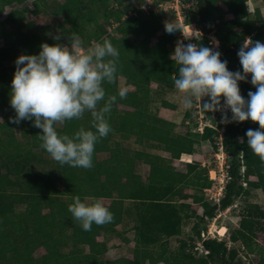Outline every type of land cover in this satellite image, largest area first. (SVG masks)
<instances>
[{"label":"trees","instance_id":"trees-1","mask_svg":"<svg viewBox=\"0 0 264 264\" xmlns=\"http://www.w3.org/2000/svg\"><path fill=\"white\" fill-rule=\"evenodd\" d=\"M35 1V11L39 14L49 5V0ZM193 1L194 9L185 17V23L189 26L196 25L203 35L195 44L198 47H207L208 35L213 34L220 44L218 51L221 53V60H226L228 70L234 72L239 67L237 50L242 46L244 37H252V33L256 32L253 41L263 42L264 20L259 16V11L256 10L251 16L247 11V0ZM126 2L132 7L134 4L141 5L143 0H62L56 3L54 13L60 18L62 35L59 39L44 34L50 26L40 31L36 27L38 30L32 31L28 39L15 37L12 33L5 32V22L0 21V41L8 43L23 55H38L43 43L56 45L65 39L69 45L70 41L66 37L71 33L83 37V47L92 39L97 43L109 40L123 55L124 61L118 62L115 81L104 84L106 94H117L120 78L126 85L134 88L133 91H127L125 99L117 96L116 103L106 116L112 131L96 143L92 168H73L58 163L51 174L40 177L34 174L31 168H26L29 160L22 158L23 154L31 157L30 150H23L22 154L14 151L6 156V164L0 166L8 169L7 173L0 170V264H13V257H18L20 264H236L237 253L234 249L228 250L226 244L221 241H202V246L208 254L197 259L187 252L185 242L179 241V247L173 252L168 248V239L181 234L183 219L192 217L189 216L190 212L185 213L188 212L189 206L173 200L183 196V190L204 189L207 181L199 177L204 169L198 168L197 164H187L186 174L175 172L171 165L173 159L193 153L194 145L199 142L194 138L196 136L174 134V123L148 111L152 102V91L148 84L154 83L159 89L174 88L171 74L178 73V66L174 60L163 56L173 55L176 34H168L165 31V23L168 21L161 18L160 12H150L146 16L137 11L136 17L129 16L124 19L128 11L123 8ZM209 2L223 3L227 9L236 6L231 11L233 19L224 22L223 12H217ZM8 3L10 0H0V11ZM17 15L23 18L20 11H17ZM12 16L9 20L13 19ZM257 22L260 23L258 28ZM65 24L67 26H64ZM90 25L92 31L84 35V30ZM112 25V32L116 36L107 32V26ZM159 32L165 36V40L153 42L152 39ZM8 56L6 50H0V65ZM9 75L7 73L0 76V94L11 92L12 77ZM239 87L245 99H248L249 91H256L251 79L239 82ZM0 102L4 103L3 100ZM118 106H124L127 110L120 112ZM200 111L205 122H209V125L202 127L200 139L209 140L215 135L216 128H219L221 145L229 161L227 180L218 202L209 204L198 196L194 197L195 203L202 208V216L197 218L191 228L196 243L201 241L199 223L203 219H213L216 213L227 210L234 204L235 198L245 192L242 168H245L250 176L257 178L256 182L247 184L260 189L264 195V164L248 148L246 136L247 130H258L259 125L251 120L223 123L224 113ZM225 112L231 120V111L227 109ZM190 113L191 110H186L184 118L188 119ZM11 115V111L4 114L5 121L0 122V128L12 124ZM91 121L90 113L86 112L82 119L66 121L61 127H56V130L59 135L69 137L80 128L95 131L91 127ZM19 124L23 127L21 135L28 136L32 148L39 149L51 157L40 147L38 135L42 134V130L34 127L33 121L30 120H22ZM116 135H119V140L134 138L135 145L141 149H136L129 155L128 149L121 148L120 145L111 147L109 144L114 142V139L117 141ZM150 147L168 153L170 158L146 151V148ZM105 152L109 153L108 158L98 160L96 155ZM140 163L165 169L167 179H147L144 183L136 173V167ZM55 181L62 190L57 188ZM14 187L16 191L13 190ZM107 194L116 196L107 206L113 213L115 222L120 221L119 216L126 201L132 204L136 214V246L133 256L123 258L119 262L102 259L111 248L108 247L111 237L98 243L93 236L96 232L102 235L110 232V227L106 224H93L91 231H84L68 211V205L73 202L75 196H79L82 202L85 198L92 202V198H105ZM60 195L68 197L67 203L59 200ZM18 207H22V211L17 212ZM44 209L48 210L46 220L41 218ZM250 223L246 218L241 220V229L230 238L231 243L239 242L247 249L256 247L253 243V226ZM59 227L61 230L58 231ZM190 247L191 250L195 248L194 245ZM39 248H43L45 252L39 260H34L33 253ZM61 248H65L67 252H62ZM84 248L86 252L83 251Z\"/></svg>","mask_w":264,"mask_h":264},{"label":"clouds","instance_id":"clouds-1","mask_svg":"<svg viewBox=\"0 0 264 264\" xmlns=\"http://www.w3.org/2000/svg\"><path fill=\"white\" fill-rule=\"evenodd\" d=\"M165 31H180L186 40L198 39L201 34L193 28L183 31L170 21L165 23ZM66 39L70 41L67 46L43 43L38 55L16 59L10 93V106L16 115L10 121H33V126L42 130L38 135L40 147L60 165L90 169L96 143L112 131L106 116L117 96L126 98L127 89H119L116 95L106 94L104 84L115 81L119 62V50L109 40L84 49L76 33ZM237 55L242 73L229 71L228 62L222 61L221 53L213 48L177 41L171 58L178 73H172L171 79L185 110L198 104L205 112L224 113L223 123L251 120L258 124V130H247V145L264 164V43L247 38ZM248 76L256 91H249L245 99L239 82H247ZM226 109L231 111V120ZM86 112L95 131L80 128L72 137L58 134L55 125L82 119ZM68 211L84 231H91L93 224L102 226L114 220L113 213L96 198L84 203L75 196Z\"/></svg>","mask_w":264,"mask_h":264},{"label":"rangeland","instance_id":"rangeland-1","mask_svg":"<svg viewBox=\"0 0 264 264\" xmlns=\"http://www.w3.org/2000/svg\"><path fill=\"white\" fill-rule=\"evenodd\" d=\"M62 0H49L48 6H46L40 14L35 11L36 8V1L35 0H10L8 5H4L2 10L0 11V21L4 23V30L5 32L12 33V35L21 36L24 39H28L32 31H36V27L39 28L38 31L42 30L46 26H50L51 28L46 31L45 35H50L53 38H61V30H60V18L55 16L54 8L56 3H60ZM211 6L216 8L217 12H223L224 22L232 20L231 11L236 8V6L230 7L227 9V6L223 3H213L209 2ZM247 11L252 16L256 10L259 11V16L262 20H264V0H247ZM131 4L126 2L123 6L124 9L128 10V12L133 11L134 6L131 8ZM193 7L189 9L186 16L193 11ZM135 10V9H134ZM254 10V11H253ZM17 11H20L23 18L21 19L20 16L17 15ZM152 13H159L156 10ZM161 18L165 21H170L175 24H179L178 20H176L174 14L172 12H160ZM13 14V16H12ZM148 14H146L147 16ZM10 16L13 17L12 20H9ZM185 17L182 19L184 20ZM5 20V21H4ZM9 20V21H6ZM102 22L101 20L99 21ZM181 30L185 31V20L182 21ZM32 28H30V24ZM115 25V24H114ZM107 26V32L111 35L116 36L112 29L114 27ZM256 27L260 25V23H256ZM64 26H67L66 24ZM189 26V25H187ZM190 30L199 31L200 29L196 25H190ZM92 26H88L86 30H84L83 34L87 35L90 31H92ZM189 30V31H190ZM201 33V32H200ZM177 41H182L184 44H188L189 42L194 43L203 38L202 33L198 35V39L193 37L191 40H186L180 31L175 32ZM252 37L246 35L244 40L247 38H253L256 36V32L252 33ZM83 38V37H81ZM153 42L156 41H164L165 36L162 33H157L155 37L152 39ZM208 46L213 48L214 50L218 51L220 49V44L213 36V34L208 35ZM176 41V44H177ZM262 43H264V37L262 38ZM218 42V48L216 47V43ZM255 42V41H253ZM97 43L96 40L92 39L90 43L83 47L84 49L91 48ZM59 45L67 46V41L63 39ZM0 50H6L9 53V56L2 62L0 65V76L2 74H11L13 79L14 72L16 70V59L23 55L22 53L18 52L15 48L11 47L8 43L0 41ZM239 49L237 50L238 53ZM165 58L172 59L168 56H163ZM124 61L123 55L119 53V63ZM239 61V57L237 55V62ZM239 67L235 69L236 71H241L242 73V66L239 62ZM10 76V75H9ZM247 79H251V76H248ZM119 89L125 88L127 91H133L134 88L132 86L126 85L123 79H119ZM148 87L152 91L151 98L152 102L148 106V111L155 114L157 117L167 120L169 122L174 123L173 132L176 135H195V139L199 140L198 145H194L192 156H183L181 155L176 161L172 160L176 166V170L184 171L185 165L187 164L186 161L190 160V162L197 164L201 169L204 171L200 172L199 177L204 178L207 183L204 189L199 188L197 190L193 189H186L181 192L183 196H179V198L174 199L173 202H180L181 204L189 206L187 210L189 213L190 219H183L181 223V234L177 238L169 239L168 243L170 246V251H175L179 247V241L185 242L187 244V249L195 259L199 256H203V254H199L198 251L194 249L191 250V245L195 246L196 240L192 236V225L196 222L197 218L202 216V208L198 203H195L194 197L198 196V198H202L203 201L214 204L218 202V200L222 197L223 194V187L227 180V165H228V158L224 153V150L221 145L220 140V133L221 131L219 128H216L215 135L211 137L209 140L204 141L200 139V128L205 125H209V122H205L203 119V114L201 113V108L197 104L191 109L190 117L188 119L184 118L185 109L181 103V98L175 87L173 89H159V87L154 84H148ZM10 93L7 94H0V101H4V103L0 102V122L5 121L4 114L8 111L12 112L11 118H14L16 113L14 109L10 106ZM208 98H205L207 100ZM203 103V102H202ZM120 112H124L127 110L124 106H118ZM208 123V124H207ZM62 124H57L55 127H61ZM216 126L214 125V128ZM21 129L23 127L20 124L12 123L10 126H5L0 128V166L6 164V156L11 155L14 151H18L19 153H23L25 151L30 150L32 152L31 157L25 156L23 154L22 158L29 160V164L26 168L32 170L34 174L40 177H45L48 174H51L55 167L58 165L53 158L47 156L44 152L39 149L32 148L31 142L27 135H21ZM199 137V138H198ZM116 139L119 138V135H116ZM114 142H111L109 145L113 146H121V148L128 149V154L132 155V153L136 149H141L134 143V138L129 137L128 139H123L117 141L114 139ZM146 151L159 154L165 158H170L168 153H164L158 151L152 147L146 148ZM109 153H98L96 155L98 160H104L108 158ZM42 161L44 163H42ZM144 169V175L146 172L149 174H153V171L148 168V166L142 167ZM1 172L7 173L8 169L0 168ZM242 177H243V188L245 190L241 196L236 197L234 200V204L230 206L224 212L216 213L213 219H203L202 222L199 223L200 229V236L204 235L207 239L216 240L218 242H224L227 246V249L235 250L237 253L235 258L236 264H263L264 263V195L262 191L258 188H253L249 186L247 183L249 182H256L257 178L250 176L245 168L241 169ZM58 175V173H56ZM247 184V185H246ZM55 185L59 190H62V187L58 185L57 181H55ZM187 188V187H186ZM16 191V188H13ZM96 196V195H95ZM185 196V197H184ZM67 198L65 195H60L59 200L67 203ZM110 194H107L105 198H99L101 202L105 205L110 201ZM84 203H91V200L85 198L83 200ZM17 212L22 211V207H18L16 209ZM185 213H182L185 214ZM192 213V214H191ZM48 214V210L44 209L41 212V218L46 220ZM195 214V216H193ZM250 220V224L253 226V243L256 246L252 249H247L243 247L239 242L231 243L230 238L238 233V230L241 229L240 222L242 219ZM61 230V227L58 228V231ZM52 231V230H51ZM54 231V229H53ZM116 242V241H115ZM118 242V241H117ZM121 248V249H120ZM133 247H123L122 245H117L115 248H111L110 253H106L103 256V260H111L115 262H119V260L123 259L122 256H128V254H132ZM62 249V248H61ZM86 252V249H83ZM43 248L37 249L33 253L34 260H39V258L44 254ZM62 252H67L65 248L62 249ZM124 253V255L122 254ZM120 257V258H117ZM79 258V257H78ZM13 264H20L21 261L18 257L12 258Z\"/></svg>","mask_w":264,"mask_h":264},{"label":"crops","instance_id":"crops-1","mask_svg":"<svg viewBox=\"0 0 264 264\" xmlns=\"http://www.w3.org/2000/svg\"><path fill=\"white\" fill-rule=\"evenodd\" d=\"M183 156L190 157L192 155L183 154ZM174 160L176 161L177 159H173V161ZM186 163L192 164L190 160H187ZM187 164L185 165L184 171H181V170H176L175 169L176 165L174 163H171L175 172L181 173V174H186L187 169H188ZM144 166H148V168L153 171V174L151 173L148 174L146 172V174L144 175L143 173L144 169L142 170V167ZM136 173L141 177L144 183H146L147 179H153L155 181H165L167 179V172L165 169L156 167V166L142 164V163L138 164V166L136 167ZM115 197H116L115 194L110 195V198H109L110 201L109 203L105 204V206L106 207L109 206L111 204L112 199H114ZM119 218H120V221L118 223L113 220V222L106 224L110 227L112 232L111 231L108 233L106 232V234L104 235L100 234L99 232H96L93 234V236L96 242L98 243L103 242L104 240H106L107 237H111L110 241H108V247L111 246V248H115L117 247V245H122L123 247H133L131 250L132 254H128V256L126 255L122 256V258H132L133 252H134L133 250L136 246L134 242V234H135L134 227L137 225V221H136V214H135L134 207L129 201L124 202L122 213L120 214ZM177 237L178 236L171 237V238H177ZM111 248H110V251H111ZM168 248H170L169 243H168ZM110 251H108L107 254L110 253ZM122 254L124 255V253ZM117 258H120V257H117Z\"/></svg>","mask_w":264,"mask_h":264},{"label":"built area","instance_id":"built-area-1","mask_svg":"<svg viewBox=\"0 0 264 264\" xmlns=\"http://www.w3.org/2000/svg\"><path fill=\"white\" fill-rule=\"evenodd\" d=\"M194 1L193 0H143L141 5L134 4V9L131 12H128L124 19L133 16H137V11H140L143 14H149L150 12L157 11V12H172L174 14L176 20L179 22V26L182 25V20L184 17H186L187 12L191 7H193ZM223 104V100H222ZM227 110V109H226ZM200 132H202V128H200ZM221 140V138H220ZM207 238L202 235L201 241L197 242L195 244V251H198L199 254H203L206 256L208 254V251L202 246V241L206 240Z\"/></svg>","mask_w":264,"mask_h":264},{"label":"bare ground","instance_id":"bare-ground-1","mask_svg":"<svg viewBox=\"0 0 264 264\" xmlns=\"http://www.w3.org/2000/svg\"><path fill=\"white\" fill-rule=\"evenodd\" d=\"M190 30V27L189 26H185V31H189Z\"/></svg>","mask_w":264,"mask_h":264}]
</instances>
